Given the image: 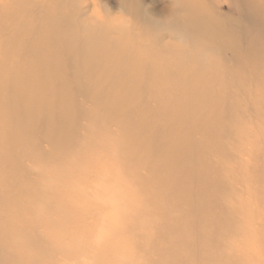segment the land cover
Here are the masks:
<instances>
[{
  "label": "bare ground",
  "instance_id": "bare-ground-1",
  "mask_svg": "<svg viewBox=\"0 0 264 264\" xmlns=\"http://www.w3.org/2000/svg\"><path fill=\"white\" fill-rule=\"evenodd\" d=\"M185 1L199 18L203 50L165 34L155 52L139 58L130 31L93 8L86 19L79 0H0V168L10 185L41 178L39 185H49L44 196L61 189L63 203H90L101 227L91 251L109 236L149 237L152 222L164 225L167 237L185 236L181 243L197 264H264V0ZM121 3L129 12L127 0ZM232 4L246 16V30L221 11ZM212 44H223L221 61L243 56L249 77H222L216 85V69L194 60L213 53ZM241 81L254 85V115L236 103ZM251 116L256 131L246 149L234 128ZM95 144L103 155L84 157L85 172L73 169L75 157L73 167L59 163L51 181L42 174L47 168L37 167ZM170 212L181 217L178 225L168 226ZM182 215L191 222L187 235L178 228ZM233 235L240 237L231 241ZM143 240L123 248L141 253ZM214 245L224 254L200 257ZM163 252L153 255L172 259L168 248Z\"/></svg>",
  "mask_w": 264,
  "mask_h": 264
},
{
  "label": "rangeland",
  "instance_id": "rangeland-1",
  "mask_svg": "<svg viewBox=\"0 0 264 264\" xmlns=\"http://www.w3.org/2000/svg\"><path fill=\"white\" fill-rule=\"evenodd\" d=\"M11 3L16 5V0H12ZM79 3V5L88 7L86 19L92 16L93 8L102 19L130 31L136 37V39L134 38L135 48L139 58L144 54V51L155 52L157 48L155 43L165 34L185 37L186 41H184L189 45L188 47L197 54L200 53V49L203 50L205 47L206 42L201 40L195 32L197 29L196 20L199 18L194 12H191L189 4L185 0H127L126 9L137 8V11H134L135 9L131 11L130 8L129 12L122 8L121 0H79ZM61 4L63 5L62 0ZM231 6L232 8L229 9L228 6L222 5L221 11L230 14L233 19L237 20L241 30H246L248 28L246 16L236 4ZM147 16H150L152 20ZM212 45L215 48L213 53L194 60L203 64L208 70L216 69L221 75L215 80L216 85L222 77L228 80H232L233 77L246 80L249 77L251 68L248 66L246 68L247 64L243 56L238 55L234 60L221 61L220 48L223 44ZM181 55L176 53L173 56L179 57ZM252 86L254 85L248 81H241L238 85V91L236 90L237 95H239L235 99L236 103L239 104V109L245 115L248 114V111L252 113L254 103V96L251 92ZM234 129L236 135L242 136L238 144H242V147L244 145L247 149V144L253 141L256 121L253 120L252 116L246 117L240 123H236ZM243 133H246V136ZM2 144L3 141H0V153ZM98 148V144H95L86 152L83 149L78 154L71 153L72 155L68 158H61L59 153V155L49 157V159L45 158L42 163H38L39 166L37 167L41 170L42 167L44 169L46 167L47 169L45 172L42 171V174H46L48 177L45 178L51 181V179L58 177L57 171L59 169L56 171V168L59 163L73 167L69 160H73L72 157H75L77 165H74L73 169L85 172L89 161L84 157L99 159V156L103 154H99ZM16 154H12L13 159H15ZM107 161L106 164L112 163V160ZM65 170L68 171L67 174L72 171L66 168ZM20 173L25 174V171ZM41 181V178H37L34 180L35 183H28L20 177L19 180L17 179L10 185L4 178V171L0 168V199L3 208H5L2 209L0 206V264H120V262H122L121 264H135L132 259L142 264H149V262L175 264L176 257H181L183 264H197L191 249L184 242L181 243L185 236L167 237L161 233L165 230L164 225L156 226L152 222L148 224L151 227L149 237H135L137 234L135 232H131L129 237L109 236L100 242L97 251H91L93 241L99 237L101 229L100 224L93 219L94 214L92 212L94 209L91 204H84L83 201L72 204L63 203L67 195L61 197L59 192L61 189L51 190L49 195L44 196L42 193L49 190V185L47 183L39 185ZM83 188L85 186H81L80 190ZM177 216V213L170 212V215L165 219L171 222L168 223V226L171 224L178 225L181 217ZM153 220L157 222V219ZM189 223H191L189 217L182 215V221L178 228L186 234L190 230ZM29 237H33V240L38 244H31ZM187 237L189 238V236ZM238 237L240 235L231 236V241H236ZM140 238L146 239L142 241L145 243V248L141 250V253L135 254L130 245L131 242L136 243ZM125 241H129L130 244H127L126 249L123 248ZM205 242L201 239L198 244L205 245ZM217 246L200 250V257L205 256L206 251L212 250H218L214 253L223 252V255L224 248L218 249ZM154 247L157 248V251L153 250ZM166 248H168V253L172 254V259L170 255H161L162 257L153 255L155 252H163V249ZM231 249L238 250L239 248L236 245L232 246ZM139 250L137 247L138 252Z\"/></svg>",
  "mask_w": 264,
  "mask_h": 264
}]
</instances>
